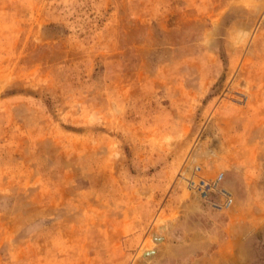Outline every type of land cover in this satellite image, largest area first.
I'll use <instances>...</instances> for the list:
<instances>
[{
	"label": "rangeland",
	"instance_id": "1",
	"mask_svg": "<svg viewBox=\"0 0 264 264\" xmlns=\"http://www.w3.org/2000/svg\"><path fill=\"white\" fill-rule=\"evenodd\" d=\"M0 264H264V0H0Z\"/></svg>",
	"mask_w": 264,
	"mask_h": 264
},
{
	"label": "built area",
	"instance_id": "2",
	"mask_svg": "<svg viewBox=\"0 0 264 264\" xmlns=\"http://www.w3.org/2000/svg\"><path fill=\"white\" fill-rule=\"evenodd\" d=\"M194 196L212 209L223 210L229 208L233 202L231 192L221 185V176L214 178L202 174V168L196 164L193 175L187 178Z\"/></svg>",
	"mask_w": 264,
	"mask_h": 264
},
{
	"label": "bare ground",
	"instance_id": "3",
	"mask_svg": "<svg viewBox=\"0 0 264 264\" xmlns=\"http://www.w3.org/2000/svg\"><path fill=\"white\" fill-rule=\"evenodd\" d=\"M215 138H217V137H215ZM217 141H219V140H217ZM219 144L221 145L222 143H219ZM163 240H164V237L163 236H154V238H153L154 244L151 245V246H149V247H147V248H144L142 250V255L143 256H147V257L148 256H152L155 253V251H156L155 248H154V246L156 247V245L158 243L162 242Z\"/></svg>",
	"mask_w": 264,
	"mask_h": 264
}]
</instances>
